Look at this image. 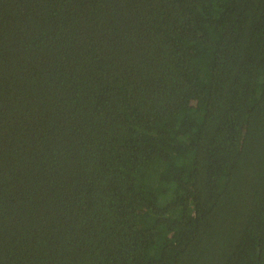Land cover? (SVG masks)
<instances>
[{
	"label": "trees",
	"instance_id": "16d2710c",
	"mask_svg": "<svg viewBox=\"0 0 264 264\" xmlns=\"http://www.w3.org/2000/svg\"><path fill=\"white\" fill-rule=\"evenodd\" d=\"M0 264H264V0H0Z\"/></svg>",
	"mask_w": 264,
	"mask_h": 264
}]
</instances>
